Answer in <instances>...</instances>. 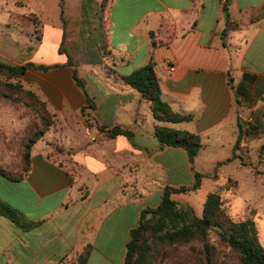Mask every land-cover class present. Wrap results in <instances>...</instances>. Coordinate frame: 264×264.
<instances>
[{"label": "crops", "instance_id": "1", "mask_svg": "<svg viewBox=\"0 0 264 264\" xmlns=\"http://www.w3.org/2000/svg\"><path fill=\"white\" fill-rule=\"evenodd\" d=\"M118 6L119 21L117 16L109 24L107 36L113 66L128 67L126 74L118 72L128 76L153 63L164 100L195 118L149 123V102L113 75L105 80L116 81L111 87L102 85L97 74L82 78L96 105L84 112L88 101L72 67L70 73L34 82L64 124L37 142L23 180L0 174V200L37 223L23 230L0 214V264H75L89 244L93 251L87 264L92 257L97 264H124L143 208L157 206L166 186L190 187L196 172L213 175L220 163L234 158L251 169L247 175L257 196L247 201V210L254 211L264 247V185L258 182L264 177V0H232L227 7L226 0H111L105 13ZM228 15L239 27L224 36ZM67 114L77 116V126L69 124ZM156 123L200 136L202 147L193 163L183 148L160 147ZM116 126L131 130L132 140L101 130ZM47 139L60 150L48 148ZM256 140L262 144L255 160ZM223 166L221 182L232 178ZM183 172L188 182L177 177ZM208 184L209 194L216 185L211 177L203 178L196 192Z\"/></svg>", "mask_w": 264, "mask_h": 264}, {"label": "trees", "instance_id": "2", "mask_svg": "<svg viewBox=\"0 0 264 264\" xmlns=\"http://www.w3.org/2000/svg\"><path fill=\"white\" fill-rule=\"evenodd\" d=\"M111 0H102L103 7ZM232 0H226V7ZM107 8V7H106ZM105 9V8H104ZM230 16L223 35L238 28ZM153 35V34H152ZM107 35L104 37L103 49L110 55ZM107 50V51H106ZM89 64H95L92 53H86ZM68 66L73 68V79L84 93L88 104L85 109L96 107L90 97L86 82L82 79L72 60L64 65H43L26 63L9 65L0 62V70L7 71L11 76H24L28 71L49 72L53 69ZM108 74L121 78L127 85L143 95L149 102L156 122L179 124L193 121V114L175 111L164 100L160 78L153 63L136 70L128 76H121L116 69L108 67ZM0 97L24 105L37 113L42 122V128L23 145L22 169L14 172L7 165L0 163V174L12 181L23 180L31 170L32 154L35 145L54 125V117L48 102L37 92L25 88L22 82H10L0 78ZM110 137L124 135L132 140L134 133L120 126L113 128L101 127ZM155 133L160 141V147L183 148L188 152L193 163L198 155L202 142L199 135L186 130L159 125L156 123ZM242 136L238 137L235 149L240 148ZM220 163L213 175L195 173L192 186H166L160 203L157 206H147L140 211L137 225L130 232L126 245L124 264H264V247L259 239V231L254 219L250 216H234L230 210L228 194L235 195L238 187L236 180L227 178L220 180ZM211 177L216 182L204 202L202 215H198L190 204H180L173 196L180 193L196 192L201 187L202 179ZM88 197L85 191L83 199ZM231 211V210H230ZM0 214L10 219L23 230H31L37 223L26 219L20 212L0 200ZM93 251V245L84 247L77 257V264H87Z\"/></svg>", "mask_w": 264, "mask_h": 264}, {"label": "rangeland", "instance_id": "3", "mask_svg": "<svg viewBox=\"0 0 264 264\" xmlns=\"http://www.w3.org/2000/svg\"><path fill=\"white\" fill-rule=\"evenodd\" d=\"M108 6L107 2V8L103 7L102 0H0V62L9 65H54L72 60L81 78L90 72L100 75L103 79L100 83L104 86L117 85L113 78H108L110 83L106 84L107 76H111L108 74V67H113L118 72L120 70L121 74H126L128 67L115 68L108 57L110 55L103 49L105 35L110 38L109 24L115 22L120 9L119 6L109 9L111 15H108L105 13ZM117 20L119 21V16ZM87 52L93 54L94 65L87 64ZM117 57L118 64L120 57ZM70 71L69 67H60L36 76L32 72L24 76H11L7 71L0 70V78L13 83L22 82L25 88L40 95L33 86L34 82ZM51 114L55 120L51 129L64 124L56 113L51 111ZM147 114L151 123L153 116L150 108ZM66 116L70 125L77 126V116ZM40 128L42 122L37 113L22 104L0 97V163L14 172H20L23 145ZM139 141L141 142L140 138L137 139ZM46 142L53 151L60 150L59 144L50 139ZM261 144L262 141L259 140L253 144L252 157L255 160ZM172 161L180 163L179 158H173ZM221 170L239 182L237 194L227 195L231 206L229 212L234 216L252 217L254 211L247 210V201L253 200L257 194L252 190L254 186L251 177L247 175L251 169L241 168V160L234 158L226 162ZM177 177L183 182L189 180L186 172ZM258 182L264 185V177H259ZM209 188V184L208 187L204 185L199 192L180 193L173 198L180 204H190L198 215H202ZM97 262L92 257L90 264ZM68 264L74 263L69 261Z\"/></svg>", "mask_w": 264, "mask_h": 264}, {"label": "built area", "instance_id": "4", "mask_svg": "<svg viewBox=\"0 0 264 264\" xmlns=\"http://www.w3.org/2000/svg\"><path fill=\"white\" fill-rule=\"evenodd\" d=\"M171 70L174 71L175 70V67H172Z\"/></svg>", "mask_w": 264, "mask_h": 264}]
</instances>
